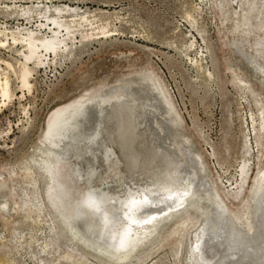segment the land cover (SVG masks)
<instances>
[{"label": "rangeland", "instance_id": "rangeland-1", "mask_svg": "<svg viewBox=\"0 0 264 264\" xmlns=\"http://www.w3.org/2000/svg\"><path fill=\"white\" fill-rule=\"evenodd\" d=\"M65 4L90 24L75 27L68 49L30 64L29 88L7 65L18 72L21 45L0 46L11 93L0 94V264H264V202L258 238L232 242L233 233L247 231L264 170V74L254 67L264 69V43L256 45L264 42V0H0V31L49 36L38 26L42 13ZM79 99L97 103L91 137L68 126L74 118L56 121ZM125 103L134 107L136 128L121 150ZM48 148L62 153L58 179L72 189L62 200L42 163L56 161ZM109 152L115 157L106 166ZM161 168L180 175L171 190L179 208L135 230L140 242L129 256L108 257L63 227L69 198L91 189L112 190L118 201L130 192L153 200ZM203 230L211 237L195 246Z\"/></svg>", "mask_w": 264, "mask_h": 264}, {"label": "bare ground", "instance_id": "bare-ground-1", "mask_svg": "<svg viewBox=\"0 0 264 264\" xmlns=\"http://www.w3.org/2000/svg\"><path fill=\"white\" fill-rule=\"evenodd\" d=\"M45 6H47V5H45ZM50 9H48L47 11H44V13H42V14H44L43 18H41L39 20L40 23H38L39 24L38 26H40L39 28H41V26H44V27L46 26L47 28L50 29L51 35H49V36L38 35V33L33 31L32 29L27 30V31L25 30L26 32H24V33H22L21 31H19L18 33L11 31L12 33H10V35L8 33H6L5 30L0 31V46L1 47L2 46L18 45V44H20L22 47V49L18 50V51H20L19 53L21 54L20 55L21 61L19 60L20 61L19 65H21V67L18 69V72L14 69V67L11 64L7 63L8 67H10L13 70V73H15L17 75L18 80H19L20 85H21L20 88L21 87L29 88L31 85L30 80H29V77L33 71V68L30 66L31 63L34 65L40 66L41 64H44L45 61L48 60L52 55H57L60 52H63L66 49H68L67 39L69 38L70 34L75 30V27L76 26L84 27L85 26L84 22L85 21L88 22L87 16H85L84 14H81V13L80 14L77 13L75 10V7L70 6L68 4H65L62 6H59V5L54 6L53 10L56 12V14L58 16L55 14V12L53 10L52 11L54 12L55 15L49 13ZM21 10L23 11L22 14H25L24 16L27 19L30 16H32V12L34 11L32 7H27L26 9L23 8ZM42 10H45V7ZM65 13H70L73 17H75V16H78V17L77 18L76 17L71 18L72 16L70 15L71 20L67 21V20L63 19V14H65ZM26 14H27V16H26ZM28 20L30 21L31 19H28ZM88 23L90 24V22H88ZM91 26H93V25H91ZM79 27H77V28H79ZM104 28H103V30H104ZM80 29H78V30H80ZM100 29H102V27ZM92 30H94V27ZM95 32H96V30H95ZM87 33H88V31H87ZM93 34H94V32H93ZM95 34H97V33H95ZM83 35H82V37H83ZM88 35H90V34H88ZM91 36H92V34H91ZM86 37L87 36H85L84 38H86ZM88 37H90V36H88ZM71 40H73L72 37H71ZM262 43H264V42L257 41L256 45L258 46V45H261ZM262 46H264V45H262ZM50 60H51V58H50ZM254 67L259 69L264 74V69L257 62H255ZM0 69H1V67H0ZM8 74L6 72H4V70H3V72L0 70V94L4 99L8 98L11 94L10 88H9L10 80H9ZM158 92H159V94H161L162 99L164 101H166L165 96L163 94V91L161 89H158ZM93 102L94 101L83 100V99L72 101L70 104H68L66 107H64V109L59 111L56 121H58V122L59 121H65L66 122L65 124L68 125L70 123V122H68V120H69L68 118H70V117L74 118L76 124H74L73 127L70 125H68V126L71 127L72 129H75L76 132L79 131L82 134L84 133V134L90 135V137H91L95 133V129H94L95 123L94 122L97 121V113H98V110L96 109L97 103L94 104ZM125 104H126L125 106L123 104L124 107L121 106L122 104L119 105L120 107H122V110L126 111V115H125L126 118L124 120L125 124L122 123L123 121L119 122V123L125 125V126L123 125L125 130L123 131V133H121V135H120L121 139L118 142V146L120 147L121 150L124 149V147L126 146V145L124 146L121 144L122 141H125V135L126 134L132 135V133L135 132V128H136V124H135L136 117L134 115L135 114L134 107L131 104H128V103H125ZM120 110H121V108H120ZM117 115H120V114L118 113ZM119 117H118V119H119ZM115 120H116V118H115ZM261 120H263V118ZM57 126H58L57 128H63L62 124H58ZM119 128L121 129L122 126ZM117 133H118V131H117ZM118 136H119V134H118ZM109 151H112V149H109ZM47 153L54 155V156L56 155L55 156L56 161H51V160L47 159V160H42V163H44V165H45L44 166V168H46L45 172L49 176L51 184L52 183L56 184L57 187L59 188V195L58 196L61 199V197H63L64 191L65 192H71L72 191V189L69 186L67 188H63L64 185L61 184V182L58 179V172H57L58 166L56 167L57 169L55 168V165H58L59 162H62V159L59 158V156H61L62 153H56V152H54L53 149H50V148H48ZM107 156L108 157L104 160L106 166L109 165L110 162H112L111 160H114L115 155L113 153L109 152L107 154ZM249 159H251V158H249ZM56 162H58V163H56ZM102 162H103V160H102ZM246 167H247V164H246V161L244 160V162L241 166V173H242V175L247 176ZM159 171H160L159 172L160 173L159 179H162L164 181V183H163V181L160 182L159 179L156 180L157 181L156 187H157V189H159L158 190L159 194H156V198H153V200L150 199L149 197L145 196L144 194L142 195V197L137 196L138 198L135 199L134 198L135 194L133 192H130L128 194V196L125 197L126 199L118 201V199L115 196V193L112 190H110V191L105 190V191L99 192L96 190L97 188L95 190L91 189V190H88V192L86 193L85 196H82L80 199H77L76 201H74V200L70 201V198H69V200H68L69 202L64 205L63 211H62V213H60V216L62 217L61 222L63 223V227L66 228L67 230H69V232L72 234L73 237L77 238L80 241H83L84 243H86L90 247L92 245V247L96 251H98L99 253L105 254L108 257L116 258L118 260H122V257H125V256H121V255L128 253L127 256H129V254L130 253L132 254L133 250L138 247V243L140 242V240L138 238L139 232L135 231V230L143 229L144 231H147L146 225H151V227H153L154 226V220H156V217L162 215L165 211H168L171 208L173 209V207L177 210L179 208V207L176 208L177 204L175 205L176 200H177L176 192L175 191L171 192V190H176V189H174V186H178L177 182L180 178V177H178V176H180L179 173H176V171H174V170L167 171L164 168H161ZM259 173H260L259 174V180H258V184L256 187L257 199L255 200L254 214L251 215L250 218L248 216H246V218H245V223H246L245 228H247V231L245 229L239 228L241 230L240 234H236V233L232 234L233 235L232 236V242H237L243 246H246L252 239L258 238L257 236L259 235V232L257 231L258 227L256 225L257 224V217L256 216H257V214L259 215V213L261 212V207H262V205H264V204H262L264 202V201H262V196H264V170L259 171ZM82 176H83V174H82ZM155 176H156V174H155ZM180 180H182V178ZM239 183L240 182H238V184ZM194 185H196V184H194ZM203 186H205V181L202 180V181H199L196 188L199 189V187H203ZM175 188H177V187H175ZM63 199H65V198L63 197ZM107 207H108V209L113 210L111 215H108V213L104 210ZM100 211H101V214H100ZM171 212L172 211H170V213ZM106 213H107V215H105ZM176 213H178V212H176ZM160 218H161V216H160ZM144 224H145V226H143ZM107 225H109L110 227L107 228L106 227ZM135 227H138V228H135ZM211 227H213V226H211ZM213 229H214V227H213ZM244 232H246V233H244ZM250 233L252 234V236L250 239H247V236L245 234H250ZM211 234H212L211 232H209V231L206 232V230L204 232V230H203L200 233V235L198 236V240L196 241L195 246H197V245L200 246L206 237H211ZM261 237H263L261 242H262V247H264V236H261ZM262 254H263V258H264V252ZM263 263H264V261H263Z\"/></svg>", "mask_w": 264, "mask_h": 264}]
</instances>
